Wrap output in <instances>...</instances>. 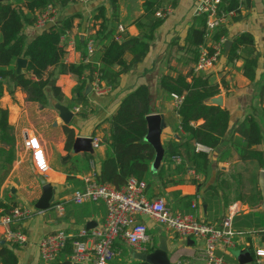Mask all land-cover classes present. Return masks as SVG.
<instances>
[{
    "label": "crops",
    "instance_id": "obj_1",
    "mask_svg": "<svg viewBox=\"0 0 264 264\" xmlns=\"http://www.w3.org/2000/svg\"><path fill=\"white\" fill-rule=\"evenodd\" d=\"M144 1L118 0L115 18L110 0H90L87 3L76 1L58 7L59 21L66 16L77 15L71 30L66 33L63 47L65 61L79 60L77 41L82 42L95 33L100 20H94L93 15L101 5L105 8L107 28L116 32L118 27L123 28L121 40L141 38V30L135 21L143 14ZM174 1L172 13L156 28L144 59L134 63L128 71L121 74L117 85L110 87L103 94L97 95L90 90L79 96L74 92L77 77L72 74L58 75L54 67H50L47 72L52 73L50 80H55V84L60 87L64 100L55 99L48 85L45 88V108L26 101V94L20 88L3 84L0 108L8 111V124L13 127L15 144L11 155L8 156L10 146L0 138V216L13 206L30 208L32 204L34 207L31 209L32 216L20 224H0V249L3 246L11 249L17 257V264H43L38 253V242L42 236L57 230L75 234L87 225L92 228L103 221V202L86 201L75 204L71 197L76 189L83 187L85 177L93 170L99 172L100 161L105 156L106 149L102 140L109 135L110 116L115 112L120 100L140 84H145L148 88L149 114H160L163 117L160 129L163 157L151 171L155 175L163 164L165 174L161 180L153 176L156 179L153 193L159 194V197L155 198L165 200L166 205L174 211L193 213L200 220L211 223H219L226 215L232 214L231 228L240 234L234 236L232 245H218L214 251L215 255L227 264H241L236 252L246 249L251 253L252 260L243 264H264V257L256 255L257 249H264V203L259 184L260 172L264 170V166L260 167L255 159H240L242 141L236 131L245 116L252 115L262 133L261 143L253 148L264 153V0H250V6L241 0L239 12L228 15L224 23L227 28L226 40H231L241 32L253 35L257 56L254 79L249 80L242 74V58L230 63L226 59L228 54L224 55V49L213 66L202 72L210 82L218 84V95L222 97L220 106L229 111L230 119L228 130L219 146L208 156L209 163L205 174H197V177L192 176L187 169L184 174L175 173L174 167L178 164L172 160L173 156L165 157L168 141L181 144V160L187 156L185 148L182 147L185 133L180 127V116L176 111L178 107L174 97L160 87L159 79L167 73L175 75L192 72L196 62L193 51L197 47L188 41V33L192 27L197 26L194 10L198 0ZM41 30L34 23L25 24L23 31L26 42ZM211 43L212 41L206 38L204 44L209 47ZM131 58L132 56L126 53V61ZM115 68L120 69L119 66ZM57 105L72 113L68 123H64L60 118ZM38 123L41 124L37 130ZM64 125L74 129V138L99 136L100 147L89 151L66 152ZM31 135H36L45 149L49 168L44 174L33 167L30 154L24 146L25 139ZM74 156L88 157L89 167L77 173L75 181L70 183L67 181L66 171L72 165ZM41 177L54 187V200L43 210L35 207L42 195ZM181 177L184 178L183 183L171 182ZM188 196L192 197L190 206L188 200L182 199ZM60 204L63 206L62 210L58 209ZM141 219L152 236L158 238L159 235H164L167 238L168 250L173 251L174 258L171 262L183 260L186 264H207L203 257V238L179 237L159 226L165 231L160 233L154 220L147 216H142ZM9 227L21 228L26 236L24 244H13L7 240L5 234ZM132 252L128 246H122V253L117 258L132 260ZM62 261H69V254H61L55 263Z\"/></svg>",
    "mask_w": 264,
    "mask_h": 264
},
{
    "label": "trees",
    "instance_id": "obj_2",
    "mask_svg": "<svg viewBox=\"0 0 264 264\" xmlns=\"http://www.w3.org/2000/svg\"><path fill=\"white\" fill-rule=\"evenodd\" d=\"M77 0H10L0 2V97L3 93V84L20 88L26 94V101L46 107L47 97L45 88L49 85L51 93L58 101L64 100L60 87L51 81L52 73L48 69L54 67L58 75L72 74L77 77L74 92L81 96L87 83L97 74L105 85L113 88L117 85L120 75L128 71L134 63L140 62L148 53L154 32L164 19L155 16L156 10L162 6L164 0H145L143 2V14L135 21L140 28L142 36L127 38L121 41L115 39L116 31L108 29L106 25L105 8L103 5L96 8L93 15L94 20H100L99 26L93 35L97 44L94 52L88 54L85 39L77 41L80 50L79 60L67 62L64 59L65 51L60 45V37L66 31L71 30L76 14L61 19L58 23L48 25L42 29L29 42L23 31L25 24H32L36 18V11L42 10L47 4L54 3L58 7H64L68 3ZM117 1L110 0L113 16L116 17ZM219 13L226 16L229 12H239L241 0H221ZM241 1V2H240ZM250 6V0H243ZM172 7L175 1L170 2ZM196 16L197 26L190 29L188 41L197 46L204 44L206 40L205 22L206 15ZM227 28L221 24L211 35L212 42H217L225 37ZM232 45L226 57L228 62L242 58V74L249 80L255 77L257 67V56L255 54L254 37L249 32H241L232 37ZM193 51L195 61L198 58V48ZM209 53L213 51L207 47ZM129 53L132 58L126 61L125 55ZM27 60L26 67L20 72L16 71V60L18 58ZM119 66L120 69L115 67ZM54 74V73H53ZM160 87L169 95L181 98L177 113L180 116V127L185 133L186 158H182L180 164L174 167L175 173L184 174L187 167L194 169L197 174H205L208 168V156L197 153L193 149L194 143H202L216 149L229 126V111L208 102V100L220 93L218 84L209 81L203 73L187 74L177 73L163 74L159 79ZM80 98V97H79ZM149 114L148 88L140 84L129 91L119 102L115 112L110 116L109 135L103 139L105 144V156L100 161V169L96 174V180L107 182L115 188H121L131 176L144 180L147 184L145 192L149 198L159 197L154 194L156 179L161 180L165 174L162 164L155 175L151 171V163L155 156L153 146L145 140L147 134V115ZM13 127L8 124L7 109L0 108V138L1 141L10 146L8 156L11 155L15 138L12 134ZM65 135L64 150L69 152L75 137V132L68 125L63 126ZM242 141V153L240 159H255L260 167L264 166V153L253 148L262 141V133L259 124L252 115L245 116L243 122L236 130ZM181 144L174 141L166 143L165 157L174 155L181 156ZM183 152V151H182ZM184 153V152H183ZM11 163V162H10ZM72 165L67 169V181L74 182L75 175L89 167V158L74 156ZM156 176V179L153 178ZM174 184L184 182V178L172 180ZM192 200L191 196L182 198ZM150 232V231H149ZM151 233V232H150ZM155 242L157 237L154 236ZM70 244L59 254H69ZM58 256V258H59ZM57 258V259H58ZM0 260L2 264H17V257L11 249L6 246L0 249ZM57 261V260H56ZM109 264H147L138 260H127L115 258Z\"/></svg>",
    "mask_w": 264,
    "mask_h": 264
},
{
    "label": "built area",
    "instance_id": "obj_3",
    "mask_svg": "<svg viewBox=\"0 0 264 264\" xmlns=\"http://www.w3.org/2000/svg\"><path fill=\"white\" fill-rule=\"evenodd\" d=\"M87 3L90 0H77ZM221 0H198L194 13L195 15L205 14L206 38L221 24L226 22L227 16L234 13L229 12L226 16L219 13ZM59 8L54 3L47 4L42 10H37L34 25L44 29L48 25L58 23ZM173 11L170 0H164L155 16L165 19ZM123 28L118 27L115 39L120 41ZM66 33L60 37V45L64 47ZM94 34V33H93ZM212 41V40H211ZM225 37H221L217 42H212L209 47L213 49L209 53L207 46H199V55L193 66L192 73L200 74L212 67L221 56L224 49ZM97 41L93 37H88L86 50L90 55L96 48ZM91 90L97 94H103L109 90V86L94 74L90 81ZM175 99L176 107L179 106L181 98L172 95ZM77 111L78 108H75ZM91 146L97 149L101 145L99 136H92ZM24 146L30 154L33 167L44 174L49 163L45 149L36 135L28 136L24 141ZM193 149L197 153L209 156L213 149L202 143H194ZM172 160L176 164L181 163L180 155H174ZM187 171L194 177L197 173L194 169L187 167ZM96 171L85 177L83 187L76 189L71 197L75 204L86 201H101L105 206L103 221L92 228L83 227L75 234L67 233L64 230L42 236L38 242V253L43 264H54L59 254L70 244L69 261L70 264H109L122 253V246H128L131 251L151 252L157 246L154 235L149 232L147 225L141 220L142 216H147L157 224L163 226L167 231L179 237L203 238L205 242L203 257L207 264H227L224 260L215 255V249L220 244L232 245L236 232L231 228L232 214L226 215L221 222L211 223L200 220L193 213H183L174 211L166 205L162 198H149L146 195V182L136 177H129L126 183L119 189L107 182L96 180ZM62 210V204L58 205ZM32 216V211L27 207L13 206L8 212L0 216V224L5 226L20 224ZM8 241L13 244H24L26 241L25 233L19 227L8 228L5 234ZM256 255L264 257V249H257ZM174 264H186L183 260H177Z\"/></svg>",
    "mask_w": 264,
    "mask_h": 264
},
{
    "label": "water",
    "instance_id": "obj_4",
    "mask_svg": "<svg viewBox=\"0 0 264 264\" xmlns=\"http://www.w3.org/2000/svg\"><path fill=\"white\" fill-rule=\"evenodd\" d=\"M10 0H0V2H6ZM232 45L231 40H226L224 42V55L226 56L229 53L230 47ZM27 60L24 58H18L16 60V71L20 72L22 69L26 67ZM91 90V85L87 84L84 93H88ZM209 101L216 105L222 104V97L220 95L213 96L209 99ZM60 112L59 116L63 120L64 123H68L72 116V113L63 106H58ZM147 134L145 136V140L148 141L154 148L155 156L151 163V168L154 169L161 161L163 157V147L160 142V129L163 125V117L160 114H148L147 117ZM92 150L91 146V138L88 137H77L74 138L71 151H89ZM41 186H42V195L39 200L36 202L35 207L38 209H46L48 208L52 201L54 200L53 192L54 187L51 186L43 177L40 178ZM260 189L263 196L264 203V170L260 172ZM86 228H89L87 225ZM238 259L241 264L249 262L252 260L251 253L248 250H238L236 252ZM132 258L134 260L143 261L147 264H172L168 256V245L167 238L164 235H159L157 239V246L151 252H132ZM55 264H70L69 261L57 262Z\"/></svg>",
    "mask_w": 264,
    "mask_h": 264
},
{
    "label": "rangeland",
    "instance_id": "obj_5",
    "mask_svg": "<svg viewBox=\"0 0 264 264\" xmlns=\"http://www.w3.org/2000/svg\"><path fill=\"white\" fill-rule=\"evenodd\" d=\"M41 123H38V124H36V127H37V130H38V125H40ZM50 145V144H49ZM51 151H52V149H51ZM30 208H28L30 211H31V209H34V207H33V205L32 204H30V206H29ZM142 220V219H141ZM159 226H161V225H159L158 224V227ZM163 229H165L163 226H161ZM161 227H159V231H160V233H163V232H165L163 229H161ZM177 236V235H176ZM168 256H169V259L171 260V259H173L174 257H173V251L172 250H168ZM172 262L174 263V260H172Z\"/></svg>",
    "mask_w": 264,
    "mask_h": 264
}]
</instances>
